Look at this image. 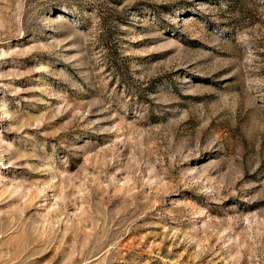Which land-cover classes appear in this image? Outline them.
<instances>
[{
    "label": "rangeland",
    "instance_id": "1",
    "mask_svg": "<svg viewBox=\"0 0 264 264\" xmlns=\"http://www.w3.org/2000/svg\"><path fill=\"white\" fill-rule=\"evenodd\" d=\"M0 264H264V0H0Z\"/></svg>",
    "mask_w": 264,
    "mask_h": 264
}]
</instances>
